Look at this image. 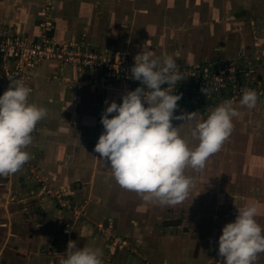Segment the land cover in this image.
<instances>
[{
  "label": "crops",
  "instance_id": "0c3cea01",
  "mask_svg": "<svg viewBox=\"0 0 264 264\" xmlns=\"http://www.w3.org/2000/svg\"><path fill=\"white\" fill-rule=\"evenodd\" d=\"M39 4L0 0V24L35 38ZM52 4L50 34L59 43L127 50L134 57L150 43L154 59L171 56L182 64L251 55L264 82V0H196L191 9L173 0ZM34 72L29 102L48 112L32 133L29 162L69 199L86 204L79 219L68 211L59 214L39 193L25 165L14 175L0 177V264H61L69 240L78 248L101 249L103 264H220L218 239L223 226L234 222L238 208L259 202L257 221L264 227L263 101L254 109L240 105V100L233 104L239 115L233 117V131L221 150L203 170H185L193 185L189 196L178 205L162 206L121 188L110 165L94 151L103 132L102 113L113 100L121 103L131 88L118 83L100 98L82 68L48 60L37 62ZM9 83L0 77V95ZM201 100L174 114L195 112L194 126L227 99ZM172 123L179 126L183 121ZM179 127L195 148L198 141L191 139L190 125ZM97 223L110 226L126 247L109 245L96 231ZM255 264H264V253Z\"/></svg>",
  "mask_w": 264,
  "mask_h": 264
},
{
  "label": "clouds",
  "instance_id": "9594fccd",
  "mask_svg": "<svg viewBox=\"0 0 264 264\" xmlns=\"http://www.w3.org/2000/svg\"><path fill=\"white\" fill-rule=\"evenodd\" d=\"M145 50L135 57L131 78L142 86L128 91L122 102L112 101L101 115L103 132L94 151L106 161L118 185L141 196L145 201L175 206L189 196L192 180L185 175L191 168L201 171L211 156L218 153L231 135L233 117L239 112L232 100L218 105L202 122H191L195 112L175 115L181 95L173 94L183 79L177 62L168 56L161 62L152 51ZM10 83L0 95V177L16 174L30 161L27 151L33 143L32 133L48 110L29 102L32 89L22 80L9 77ZM167 88H162V85ZM239 103L254 109L259 96L254 89H242ZM107 103V101H106ZM179 120L190 125L195 148L180 134ZM259 202L249 201L238 208L234 222L225 224L218 239L220 264H255L264 253V227L257 217ZM99 248H78L69 240L61 264H103Z\"/></svg>",
  "mask_w": 264,
  "mask_h": 264
},
{
  "label": "built area",
  "instance_id": "2783aa9c",
  "mask_svg": "<svg viewBox=\"0 0 264 264\" xmlns=\"http://www.w3.org/2000/svg\"><path fill=\"white\" fill-rule=\"evenodd\" d=\"M39 3L35 38L15 34L9 27L0 24V77L20 79L32 89L35 64L39 61L52 60L87 71L89 82L100 98L115 89L118 83H124L131 90L142 86L139 81L131 78L130 69L134 66L135 57L130 51H100L82 43L55 41L50 34L53 27L52 0H39ZM177 65L183 79L178 81L176 88L171 91L173 94L181 95L178 101L179 109L188 111L194 100L199 101L208 97L209 92L225 94L226 99L232 100L234 104L242 98V89L256 90L259 101L264 102V82L257 77L256 63L250 55L213 59L203 63L177 62ZM162 88H167V85H162ZM99 124L98 122L97 125ZM25 167L39 193L51 201L59 214L68 211L74 219H79L83 215L86 201L69 199L63 190L50 184L34 164L27 162ZM95 228L109 245L126 247L125 239L112 233L110 226L97 223Z\"/></svg>",
  "mask_w": 264,
  "mask_h": 264
},
{
  "label": "rangeland",
  "instance_id": "374dc122",
  "mask_svg": "<svg viewBox=\"0 0 264 264\" xmlns=\"http://www.w3.org/2000/svg\"><path fill=\"white\" fill-rule=\"evenodd\" d=\"M195 1L196 0H173V2L175 4H179L180 7H182V6L185 7L183 9H191V8H193L194 7V4H195ZM170 9L171 8L169 7V10ZM158 10H159V8H157V7L155 9H153V14H155V12L158 11ZM216 97H222L223 99H226V95L225 94L209 92V96L208 97H204L203 98V102H202V100H201V102L205 104V103H207V101L209 99H214Z\"/></svg>",
  "mask_w": 264,
  "mask_h": 264
}]
</instances>
